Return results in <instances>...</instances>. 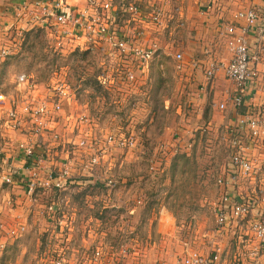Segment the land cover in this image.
<instances>
[{
	"label": "rangeland",
	"instance_id": "obj_1",
	"mask_svg": "<svg viewBox=\"0 0 264 264\" xmlns=\"http://www.w3.org/2000/svg\"><path fill=\"white\" fill-rule=\"evenodd\" d=\"M156 1L166 18L164 24L144 29V39L139 38L144 47L153 42L160 46L159 53L147 61L119 56L115 48L107 53L95 45L86 49L79 37L71 38L54 27L44 26L45 34L12 28L3 64L7 86L13 89L23 74L33 86H42V97L48 93L58 99L54 87L62 84L73 94L62 100L63 111L53 117L45 135H34L32 124L24 126L34 141L47 142L49 149H57L62 141L66 146L58 154L40 152L45 166L33 171L37 172L35 188L22 185L18 189L23 199L10 196L7 200V205L19 210L0 220V264H53L61 257L81 264V253L89 257L96 248L119 264H178L185 251L209 245L205 234L216 227L215 207L224 192L234 187L244 190L249 183L229 165L233 107L227 103L221 108L223 102L215 105L212 97L204 104L198 102L199 80L189 65L195 55L185 53L191 35L178 18L181 1ZM16 12L22 21L19 25L32 17H19ZM81 50L91 52L83 57ZM198 63L193 68L203 71L210 64ZM124 66L126 72L132 70L127 78ZM97 74L101 83L93 84ZM82 116L87 121L82 122ZM83 139L87 149L78 145ZM10 140L13 145L20 139ZM258 145L261 153L248 148L264 169V139ZM101 146L103 151H98ZM17 158L13 155L12 163ZM63 162H70L71 169ZM12 165L10 161L8 167ZM62 169L69 170L66 179L74 180L73 184L57 186L49 179L51 171ZM258 178H264L263 170ZM97 181L104 185L88 186ZM171 215L174 229L164 223L173 219ZM38 244L44 249L39 250ZM64 244L82 251L62 252Z\"/></svg>",
	"mask_w": 264,
	"mask_h": 264
},
{
	"label": "built area",
	"instance_id": "obj_2",
	"mask_svg": "<svg viewBox=\"0 0 264 264\" xmlns=\"http://www.w3.org/2000/svg\"><path fill=\"white\" fill-rule=\"evenodd\" d=\"M141 1V2H140ZM215 2L216 0H211ZM144 0H88L82 8L70 7L65 0H37L34 3H22L17 10L20 12L19 17L30 15L28 21L20 28L28 30V26H46L58 29L61 34L69 37H79L82 40L81 47L93 48L97 46L102 48L104 53L109 49L115 48L117 55L129 57L130 60H148L159 53L160 46L158 43H151L148 47H144L139 43L140 36L145 37L144 29L147 27H155L164 24L165 11L157 4V1ZM164 8V7H163ZM26 14V15H25ZM234 16L237 19H244L246 25L238 27L235 24H227L223 33L228 37L230 60L228 62L217 63L210 62L206 69V80L210 81L217 70L224 69L225 75L236 84L235 95L233 97L236 107H240L244 102V95L250 82L257 76V70L254 68L253 56L250 53L248 33L252 26L260 19L255 9L239 10ZM126 17V25H122L119 19ZM164 17V18H163ZM144 24H147L144 25ZM128 30L123 33V30ZM144 35V36H143ZM262 38L264 39V24L262 29ZM101 39V41H100ZM72 41V40H71ZM80 42V41H79ZM103 42V46H101ZM95 45V46H94ZM3 51L2 56L9 53ZM136 53V55H133ZM178 60L183 58L182 53H177ZM126 78L128 73L125 70ZM57 97L44 95L41 98H26L21 100V108L10 107L7 110V116L14 128H24L26 123L32 124L35 134L45 135L43 131L50 129V122L54 116L59 117L62 113V100L67 95L73 94V90L62 84L60 87H54ZM8 97L4 93H0V106H4ZM19 101V100H18ZM17 107V106H16ZM225 104L221 103V108ZM80 120L87 121L82 116ZM239 127H246L247 136L244 138L235 129L232 130L230 140V165L238 173V176L251 178L256 180L260 174L262 165L258 162L254 155L248 151V143L252 141H261L264 139V119L258 112L251 110L243 116H239ZM25 137L18 144V150L25 159V168L31 170L29 179H26V186L29 190H33L36 185L35 176L36 169L45 166L44 159L41 155L36 154L37 142L34 138ZM55 138H58L55 135ZM112 142V137L107 138ZM114 139V138H113ZM80 147L87 149L88 143L86 139L78 142ZM98 151H103V147H99ZM27 159V160H26ZM31 162H30V161ZM29 164H32L28 166ZM94 162L98 161V157H94ZM8 168L7 173L0 174L4 182L12 183L14 175L19 173L16 166H9V162H5ZM67 169H71L70 162L65 163ZM29 170V171H30ZM69 170L63 169L60 173L51 171L49 179L53 180L57 186L62 187L74 180L66 179ZM53 172V173H52ZM235 176H232L234 178ZM254 194H246L244 196L238 193L224 192V196L216 204V227L208 231L206 235L210 237L213 251L206 253L199 249H190L183 253L181 264H222L225 256V247L220 243H216L217 239L228 238L230 233L234 236L238 235L239 243L234 259L240 264H264V178L256 184ZM262 197V198H261ZM24 229V228H23ZM247 231L250 237H243L242 232ZM241 240V241H240ZM228 253V252H227ZM103 251L96 248L91 255L85 254L82 257L81 264H112V259L105 256ZM60 255V254H59ZM88 257V258H87ZM53 264H70L66 258L61 257L53 260ZM79 264V263H78Z\"/></svg>",
	"mask_w": 264,
	"mask_h": 264
},
{
	"label": "crops",
	"instance_id": "obj_3",
	"mask_svg": "<svg viewBox=\"0 0 264 264\" xmlns=\"http://www.w3.org/2000/svg\"><path fill=\"white\" fill-rule=\"evenodd\" d=\"M35 1L37 0H0V93L2 92L6 94L9 99L4 106H0V169L1 167H3L4 168L3 173H7L8 169L6 170L7 167L5 165V162L11 161V164H13L12 166H17L19 170V173L14 175L13 177L14 181L12 183L4 182L3 178L0 177V220L2 217L5 218V217H10V215L18 214L17 210L19 209H17V207L14 206L7 205L8 204L7 200L10 198V196L17 198L16 201H18V199H21L20 196L23 199L24 193L21 189H18V187L25 185L26 184L25 177L28 175V172H30L31 174V170L28 171V169L25 168V163H26L25 159L20 155L21 153L17 149L20 141H22L23 139H25V137L30 135V132L28 131L27 133L25 128H14L13 126L12 127L9 126L11 122L8 119L7 110L10 107H14L17 109L21 108V100H24L26 98L28 99L41 98L42 95L40 93V90H43L42 86L39 87L40 85L38 84L34 86L33 84H30L27 78L28 75L22 76L23 74L19 76L20 81H18V83L15 82L13 83L14 85L12 84L13 89L7 86L6 75H5V72L7 71L5 65L3 64H5L6 62L5 58L9 54L3 57L2 53L3 51H7L9 49L10 44L12 43L10 37L13 29L15 27H18L19 23L22 22L17 20V14H16L17 7H19L24 2L34 3ZM65 1L68 3L70 7L73 6L78 8H82L88 2V0H65ZM148 1L151 0H146V2ZM180 1L182 4H180L179 7H177L179 9L178 18H181V24L185 25L186 29H189V33L191 35V38H189L188 40L190 45H187L185 49L186 50L185 53L188 54L192 53L195 55L192 57L191 63L189 60V65L190 68H192V70L193 69L195 70L194 75L197 76L196 79L199 80V85H200L199 89H201L199 93L201 97L199 98L196 97V101L198 98L199 100L198 102H202L201 104H204L203 102L206 103L210 101V98L212 97L213 104L215 105L219 101L223 102L225 105L227 103L231 104V108L233 107L232 111L234 112V115L230 121V124H232L233 126L232 130L235 129L236 131H238L239 134H241L245 138L247 136L248 130L246 129V127L241 128L238 126L237 124L238 117L246 115L253 109L255 110V112H258L260 114L261 118L264 119V39L262 38V29L264 24V0H216L215 2L211 0H192L193 2L192 1L187 2L188 0L187 1L180 0ZM143 4H145V2H143ZM247 9H255L260 18L256 22V24L251 27L247 35L249 41L250 53L254 58L252 64L254 68L257 70V76L253 78V80L248 85V88L244 95V102L241 105L243 109L238 110L240 109L241 106L236 107L233 100V97L235 95L236 84L234 81L228 79V77L224 73V69L220 68L219 70H217L214 77L210 81H207L205 77L206 71L205 70L203 71L202 69L199 70L198 68L196 69L193 67L199 66L200 64L198 63L199 61H203L204 63L207 64L208 61L209 63L211 61L217 63L220 62L226 63L230 60L231 54L228 46L229 45L228 37L223 33L224 27L227 24H235L239 28L246 25L247 23L244 19H237L234 16V14L239 10H247ZM175 11L177 10L175 9ZM119 21L120 23L123 24L126 23V17H121ZM33 27L34 26L30 24L28 26V30ZM166 27H169L168 24L166 25ZM6 53H9V51H7ZM206 94L210 95L207 99H206ZM4 113H6V115H4ZM234 120L236 123L234 122ZM67 136H69V134H67ZM9 138L16 140L20 139V140H18V142L12 145V141ZM36 142H37L36 149L38 150V152L39 153L47 152L48 155H51L49 150H52V152L58 154L60 150L61 152H63L64 149H62V147L66 146L65 145L66 141H62L61 143L59 142L57 146L55 143L57 149H49V144L47 142H43V143L39 141ZM251 142L257 144V145H254L253 143L250 144L249 141L248 145L250 148H252L251 149L252 152H254L255 149L260 153L261 151H263V148H260L258 150V146H259L258 143L260 141L255 142L251 140ZM9 144H11L10 148L8 147ZM11 150L15 152L13 153V155L18 157L17 158L18 160H16L15 163H12L13 159L11 158L13 157V155L11 156L9 154V151ZM261 170L264 171V169ZM258 176L256 180L253 179V177L247 178L246 182L249 183H245L244 190L243 189L241 190V187L239 188L234 187V190L231 191L230 193H238L239 195L244 196L246 195L247 191L252 190V194H254L256 190L255 189L256 184L261 181L260 178H258ZM242 191H246V192L243 193ZM171 217L173 218L171 219V221L169 219L164 223L172 224L174 229L176 227V223H175L176 221L172 215ZM213 228L214 226L208 229V231L212 230ZM208 231L206 232V234L208 233ZM233 233H230L228 238L219 237L215 243V244L220 243L225 247V256L222 260V264H240L235 261L234 256L238 246L241 245V242L239 243L238 235L234 236L235 233L234 234ZM242 233L245 234L243 235V237H250L247 231L246 232L243 231ZM55 244L56 243H54V246H57V244L56 245ZM39 247H41L42 250L44 249V245L39 246L38 244V249ZM72 247L73 244H64L62 248V252L65 251V253H68L70 250V252L75 254L82 251L79 249V247H75V249ZM204 247L207 248H197V249L201 250L202 252L206 251V253L213 251L211 241L209 242V245L207 246L205 245ZM41 248L39 250H41ZM229 248H231V253ZM85 254L86 253L82 252L81 256L84 257ZM181 257L182 255L180 256L178 264H181L180 263ZM112 264H119V262L118 260L115 261V259H113Z\"/></svg>",
	"mask_w": 264,
	"mask_h": 264
},
{
	"label": "trees",
	"instance_id": "obj_4",
	"mask_svg": "<svg viewBox=\"0 0 264 264\" xmlns=\"http://www.w3.org/2000/svg\"><path fill=\"white\" fill-rule=\"evenodd\" d=\"M29 30H36V32H38V33H44V32H46L45 31V27H43V26H40V25H38V26H34L33 28H31V29H29ZM32 31H29V32H27L26 33V36H28V35H30L31 34V32ZM45 34V33H44ZM82 51V50H81ZM90 50H84V51H82V55H83V57H86L88 54H90ZM101 69V68H100ZM100 69H99V72H100ZM100 75L99 74H97V76H95V81L93 80V84H99V83H101L100 82ZM242 108V106L240 107V109ZM36 154H39V155H41L39 152H38V150H36ZM183 157H185V158H187V155L186 154H183L182 155ZM188 160V159H187ZM30 161V160H29ZM31 162V161H30ZM30 162H28V164L30 163ZM104 184L103 183H100V182H96V183H94V184H89L88 186H90V188L91 187H93V186H103ZM72 187H74V186H72ZM56 190H58L57 192H59L61 189H56ZM56 190H54L55 192H56ZM62 192H63V190H61ZM77 198H78V195H77ZM97 217H99V215H97Z\"/></svg>",
	"mask_w": 264,
	"mask_h": 264
}]
</instances>
